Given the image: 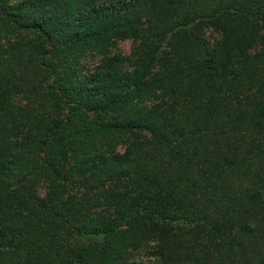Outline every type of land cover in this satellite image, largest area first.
<instances>
[{
  "label": "trees",
  "instance_id": "trees-1",
  "mask_svg": "<svg viewBox=\"0 0 264 264\" xmlns=\"http://www.w3.org/2000/svg\"><path fill=\"white\" fill-rule=\"evenodd\" d=\"M0 264H264V0H0Z\"/></svg>",
  "mask_w": 264,
  "mask_h": 264
},
{
  "label": "rangeland",
  "instance_id": "rangeland-1",
  "mask_svg": "<svg viewBox=\"0 0 264 264\" xmlns=\"http://www.w3.org/2000/svg\"><path fill=\"white\" fill-rule=\"evenodd\" d=\"M206 36L210 40V42H214V38L218 37V33L212 29H207ZM132 41L129 39L120 40L117 43L118 49L123 53H128L131 49Z\"/></svg>",
  "mask_w": 264,
  "mask_h": 264
}]
</instances>
